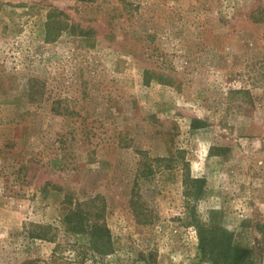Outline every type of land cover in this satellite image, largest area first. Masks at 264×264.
Returning a JSON list of instances; mask_svg holds the SVG:
<instances>
[{
    "label": "rangeland",
    "instance_id": "obj_1",
    "mask_svg": "<svg viewBox=\"0 0 264 264\" xmlns=\"http://www.w3.org/2000/svg\"><path fill=\"white\" fill-rule=\"evenodd\" d=\"M261 10L0 0V264H204L193 218L264 264Z\"/></svg>",
    "mask_w": 264,
    "mask_h": 264
},
{
    "label": "trees",
    "instance_id": "obj_2",
    "mask_svg": "<svg viewBox=\"0 0 264 264\" xmlns=\"http://www.w3.org/2000/svg\"><path fill=\"white\" fill-rule=\"evenodd\" d=\"M253 20L264 24V10L256 13L253 16ZM193 128L196 127L193 125ZM203 185L202 179L185 177L183 196L187 207L190 205V200L195 199L197 194H199ZM75 216L76 214L71 212L64 218L66 227L73 233H77L82 229L78 219H74ZM191 225L196 229L200 259L204 264H252V251L232 246L231 236L217 225H213L210 222L207 224L201 223L195 218H193ZM96 232L99 234L104 231L100 228L87 230V234L93 240L100 239L96 235L94 236ZM95 251L98 255L103 256L107 250L99 244Z\"/></svg>",
    "mask_w": 264,
    "mask_h": 264
}]
</instances>
